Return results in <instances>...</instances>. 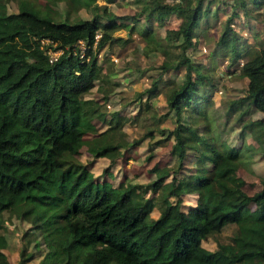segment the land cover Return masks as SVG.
Instances as JSON below:
<instances>
[{
	"label": "trees",
	"instance_id": "trees-1",
	"mask_svg": "<svg viewBox=\"0 0 264 264\" xmlns=\"http://www.w3.org/2000/svg\"><path fill=\"white\" fill-rule=\"evenodd\" d=\"M138 1V11L119 15L105 3L69 0L68 14L81 7L90 12L76 18L39 12L26 1L8 12L0 3V214L15 211L43 235L48 249L37 264H264V181L252 194L244 191L236 174L243 146L218 144L208 123L200 128L184 116L189 109L209 118L210 98L200 90L213 81L186 50L221 8L215 0ZM231 6L213 51L225 59L230 49L232 58L242 60L240 70L247 80L241 98L228 109L236 111L246 101L264 112V42L245 50L234 25V17L241 14L255 12L264 20V0H232ZM171 13L180 17V52L161 69L182 66L184 78L165 93L176 116L167 135L175 139L179 166L196 137L209 165L187 179L177 169L168 183L169 170L159 169L155 178L140 183L143 192L161 190L160 211L153 216L157 201L138 195L134 184L97 179L74 156L83 144L94 156L113 155L123 145L84 138L86 129L94 128L88 119L95 113L84 93L101 69L94 50L119 40L115 31L125 24L139 25L141 33L156 39L151 20ZM45 38L49 41L43 46ZM79 39L85 42L83 56ZM46 47L61 51L49 60ZM158 80L153 78L144 91L160 92ZM242 126L240 134L248 130L264 149L262 119ZM187 192L196 193V201L183 207ZM229 223L236 225L229 241L219 242L214 250L202 246V239ZM6 244L0 232V264H9Z\"/></svg>",
	"mask_w": 264,
	"mask_h": 264
},
{
	"label": "rangeland",
	"instance_id": "rangeland-1",
	"mask_svg": "<svg viewBox=\"0 0 264 264\" xmlns=\"http://www.w3.org/2000/svg\"><path fill=\"white\" fill-rule=\"evenodd\" d=\"M20 1H26L39 12H50L56 17L90 15L84 7L68 14L69 11L66 10L69 0H0V3L10 12L18 9ZM95 1L105 3L119 15L133 14L141 4L138 0ZM215 1L221 8L217 16L204 24L198 31V40L186 50L193 62L210 75L213 81L200 90L201 94L210 98L207 108L209 118L204 120L201 114L195 115L189 109L185 110L184 116L185 120H191L200 128L208 123L211 127L209 134L218 144L226 142L243 146L236 174L243 190L252 194L260 189L264 181V149L258 146L257 140L248 130L244 134L240 132L245 122L260 118L263 127L259 130L264 136V112L252 104H245L246 101L236 111L230 112L228 109L232 101L241 98L247 78L242 76L240 70L239 62L242 60L232 58L230 49H227L225 59L220 51H213L220 26L233 9L232 0ZM139 15L142 20L144 15ZM254 15L258 18H254ZM179 22L180 17L175 13L152 19L156 38L153 40L141 33L139 25L133 27L132 24H125L115 31V35L121 37L119 40L94 50L101 69L93 86L84 93L85 98L92 99L95 107V113L88 119L94 128H87L84 138H98L102 142L121 141L123 145L113 155L94 156L87 144H83L74 156L85 163L97 179L110 181L114 185L134 184L138 195L157 201L150 212L153 216H157L160 211L161 190L143 192L140 190V183L155 178L159 169L169 170L165 177L168 183L171 173L177 169L187 179L200 174L203 164L209 165L201 140L196 137V145L188 146L179 166L177 152L174 151L175 139L172 135H167L168 130L176 124V116L167 105L165 93L182 81L184 68L181 66L179 70H164L161 65L172 63L179 57ZM234 25L238 39L240 38V46L245 50L258 48L264 42V20L259 18V14L254 12L250 16L241 14L240 17H234ZM46 44L44 40L43 46ZM49 50L53 49L46 47V51ZM153 78H159L160 92L150 95L144 89L151 84ZM140 93L142 94L139 95ZM245 110L247 111L243 112ZM182 197L183 207H187L195 204L197 194L187 192ZM235 230L236 225L229 223L220 232L202 239V246L214 250L219 242L229 241ZM0 232L7 239L3 250L9 264H37L48 249L46 240L33 223L15 211L5 210L0 214Z\"/></svg>",
	"mask_w": 264,
	"mask_h": 264
},
{
	"label": "built area",
	"instance_id": "built-area-1",
	"mask_svg": "<svg viewBox=\"0 0 264 264\" xmlns=\"http://www.w3.org/2000/svg\"><path fill=\"white\" fill-rule=\"evenodd\" d=\"M99 31H96V34H95V37L97 38L99 36ZM46 41L48 42L49 39L45 38V39H42V42L43 41ZM77 46H78V49H79V54L81 56L84 55V40L83 39H79L78 42H77ZM48 49H53L52 47H48ZM61 51V49H53V50H49V51H46L49 55V60H52L54 58H56L57 54Z\"/></svg>",
	"mask_w": 264,
	"mask_h": 264
},
{
	"label": "crops",
	"instance_id": "crops-1",
	"mask_svg": "<svg viewBox=\"0 0 264 264\" xmlns=\"http://www.w3.org/2000/svg\"><path fill=\"white\" fill-rule=\"evenodd\" d=\"M255 107V106H254ZM256 108V107H255Z\"/></svg>",
	"mask_w": 264,
	"mask_h": 264
}]
</instances>
